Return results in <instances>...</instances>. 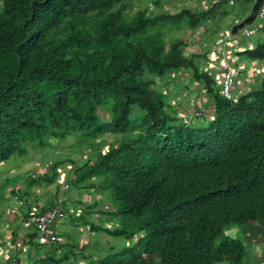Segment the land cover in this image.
I'll list each match as a JSON object with an SVG mask.
<instances>
[{
  "label": "trees",
  "instance_id": "16d2710c",
  "mask_svg": "<svg viewBox=\"0 0 264 264\" xmlns=\"http://www.w3.org/2000/svg\"><path fill=\"white\" fill-rule=\"evenodd\" d=\"M140 1L0 0V166L27 145L81 138L90 159L70 185L96 195L93 208L110 206L98 212L116 226L100 233L133 242L97 264H252L240 236L251 227L253 264H264V79L225 100L196 64L209 61L204 41L190 52L195 43L176 37L210 38L225 2L153 13L133 7ZM250 58L262 62L264 45ZM178 74L210 98L212 120L192 123L168 103ZM52 166L33 184L56 180Z\"/></svg>",
  "mask_w": 264,
  "mask_h": 264
},
{
  "label": "rangeland",
  "instance_id": "374dc122",
  "mask_svg": "<svg viewBox=\"0 0 264 264\" xmlns=\"http://www.w3.org/2000/svg\"><path fill=\"white\" fill-rule=\"evenodd\" d=\"M155 1H160L162 4L161 8L158 10L155 9L154 7ZM221 1L227 4L225 8L228 15H226V17L220 16V13L224 12V9L223 8L219 9L218 13L216 14L217 15L216 18L218 19V21L216 22L215 28L213 27L209 28V32L213 33L210 35V38L209 36L204 35L206 34L205 32L203 33L201 31L200 32L197 31L194 33H189V32H184L183 28L179 29V32L176 34V37H182L188 39L189 43L190 42L195 43L194 47L190 48L189 50L190 52H194L197 49L196 45L204 41V43L206 44L204 50L205 51L210 50V54L208 56L210 61H208L207 63L206 61H202V62L198 61L196 62V64L202 71H205V73H209L210 75H212V81H213V77L219 74V72L217 71L220 69V67L216 68L214 66H216L217 63L225 59V55L223 53H226L227 46L224 48L222 47L221 44L227 39L232 37V33H231L232 31L233 32L235 31V33H237L238 31L237 27L240 25V23H242V21L247 17V15L249 16L250 14L249 11L252 7V4H254L256 0H252V3L249 4V7L243 5V0H142L137 4L133 3V7H136L137 10H139L142 7L146 6L149 12H153V13L165 12V11L176 12L182 8L194 9L200 11V10H208L212 5ZM135 11L136 10H133L132 12L135 13ZM260 24H261L260 21L255 19L252 26L257 27L260 26ZM213 25L214 24L210 25V23L207 24L208 27ZM214 29H216L215 33H214ZM259 33L261 35V38H264L262 32ZM243 39L244 38H236L235 40L238 43H242ZM177 76H179L180 81L179 82L176 81L175 84H170L166 88V90H168L169 92V98L167 101L169 104H171V106L177 105L179 103L180 107L177 109L178 115L185 114L187 119H190V121L193 123L194 120L191 117H193L192 115L195 112V108L197 104L206 103V106L205 105L204 106L207 107V105L209 106L208 101L210 98L204 97L201 94L202 92L197 91L195 84H193V86L189 84V76L185 74H178ZM259 77L260 76H257L256 78H251L249 85L254 86V88L258 89L262 81L258 79ZM241 81H242L241 79L239 80L237 79V84L235 87L236 91L242 88L240 87ZM158 85L161 86L160 83ZM183 87L185 88L183 89ZM158 89L162 90V87L161 88L159 87ZM205 107L202 106L203 109H205ZM206 114L208 115V120L209 121L212 120L213 109L211 108L208 109L206 111ZM106 116L107 113L105 114V118ZM80 139L81 138L78 135H74L65 139L63 142L52 141V144H54V146H49L43 150H40V152L32 150L33 148H31L30 145H27L26 146L27 154L23 157V161L25 162L19 163V161L22 160V157L13 156L9 161L10 163H6L2 165L3 166L2 168L3 169L10 168L9 170L10 173L8 175H12L13 173H15V171H17L16 169H18L20 164L24 165L25 169L23 170H25L26 172H30L32 170L31 166L35 164V162L38 163H42L44 161L46 163L57 162L59 163V166L56 167L58 173H60V176L58 177L57 179L58 181L56 184L50 185L51 195H53L56 192L57 190L56 187L59 185L58 191L56 192L57 196H62L64 194H67L69 195V197H73L74 199L77 198L83 201L82 206H84L85 204H89V202H92L89 199L90 197L87 195V191L78 188L75 191L71 189V193H70L68 191L70 190V187L72 188V186H70L68 183H67L68 189L66 190V192H63L60 187L64 179H66V182L73 179L72 171L74 167L81 166L84 162L90 159L89 155L91 154V150H89L86 144ZM99 140L100 139L93 141L92 143L96 144L97 142H99ZM101 151L104 153L106 151V148L102 147ZM31 160L34 161L30 163L29 161ZM31 172L29 174H32ZM64 173H67V178L63 177ZM1 179H0V186L2 185ZM1 193H2V189L0 187V205H2L3 203V199H2L3 197H1ZM92 197L93 200L97 198V196L94 194H92ZM108 207L109 205L107 203L103 207L100 206L102 210L107 209ZM77 208L78 207L74 206V210H76ZM5 212L1 213V215H4ZM89 215L90 217L88 221H91V223L93 224H97L96 220H98V218L94 217L92 214ZM71 219L72 218H69V221L67 219L65 221L60 222L58 226L52 230L54 235H58V241L56 240L55 244L53 245L46 244L43 241L36 240L35 244H33V246L27 250L26 259L34 261L33 258L39 255V260H40L41 257L45 255L40 260L42 262L44 259H46L47 256L46 254L50 253L52 259L55 262L59 260L61 261L60 263L54 262L53 264H80V262L82 264H97L96 261L104 258L106 252H108L109 247L114 248L115 251H121L123 247L133 243V242L127 243L120 238H112L104 234H101L98 240H95L94 236L96 235L93 234L91 231H89L88 227H85L86 225L83 226L76 225L77 226L76 227L73 225V222L71 223L72 221ZM85 219H88V217H86ZM112 226L113 224H107V223L105 225L107 229H111ZM0 227L4 229L7 228V230L10 231L11 233L20 231L22 233V236H25L26 233L28 232H33L32 227L21 228L20 222L18 220L4 216H0ZM258 231H259L258 229L251 227L249 229L243 230L242 233H240V236L245 244V249L247 254L251 256L254 255L256 258L260 256V251H261ZM79 234L83 235V239H82L83 241L81 242L83 250L77 249L80 243ZM226 234L232 238L234 237L238 238L237 232L233 231V229ZM4 240L5 237L2 236L1 234L0 241H4ZM86 242L88 243L92 242L93 245L91 246V250L97 249L98 243H100L99 246H101L102 249L100 247L96 250L99 251L97 255L93 253L89 254L87 253L88 252L87 249H89V247H85ZM36 247L39 248L36 249ZM15 255L16 252L15 250H13L9 252L8 257H13ZM65 256H68L67 259L65 258ZM255 257L251 259L252 264L253 262H255L256 259ZM38 261L36 262V264H44V263H38Z\"/></svg>",
  "mask_w": 264,
  "mask_h": 264
},
{
  "label": "crops",
  "instance_id": "0c3cea01",
  "mask_svg": "<svg viewBox=\"0 0 264 264\" xmlns=\"http://www.w3.org/2000/svg\"><path fill=\"white\" fill-rule=\"evenodd\" d=\"M256 1L254 2V4L256 3ZM258 3L260 7L264 6V0H258ZM252 24L250 25L249 28H247L248 30L255 27L252 26ZM257 28L258 29L256 33L251 34V37L247 39H243L242 43H238L235 40L236 38H239L238 35L232 37V39H228L226 43L228 47L227 58H229L234 62V67L237 68V74H239L236 78V81L237 79L238 80L241 79L242 81L240 82L241 83L240 87L243 88L246 87V89H250L249 82L251 81V78H256L257 76H260L258 79L260 80L264 79V60L258 63L250 58L252 52L258 50L260 47L264 45V38H261V35L259 33L262 31L261 29H259V26H257ZM262 34L264 35L263 32ZM210 108L213 109L211 105H209L208 109ZM33 161L34 160H31L29 162L32 163ZM23 162L25 161H23L22 158V160H20L19 163H23ZM45 163H46L45 161L42 163L35 162V164L31 166L32 172L31 171L30 172L32 174L38 173L39 175H42L41 178L48 177L47 175L48 173H50V171H45L44 168L40 169ZM2 167L3 166H0V179L2 178L1 179L2 185L0 187L2 189L1 197H3L2 198L3 203L2 205H0V216L14 218L20 222L21 228L32 227L33 232H28L26 233L25 236H22V233L20 231L11 233L10 231L7 230V228L4 229L0 227V235L2 234V236L5 237L4 241H0V264H36V262L39 260V255L33 258L34 261L26 259L27 250L30 249L33 246V244H35L36 241L35 230L32 221L37 215L45 211L51 210L56 206V200L58 199V197H60L57 196L56 194L59 185L56 187L57 190L53 195H51L50 185H54L52 183H56L58 181L57 180L58 177L56 178V180H53L52 182L45 181V183L33 184L32 181L40 177L30 179V176L32 174H29L30 172H26L25 170H23L25 169L23 164H20L18 169H16L17 171H15V173H13L12 175H8L10 173L9 171L10 168L3 169ZM63 176H67V173H64ZM75 190L77 189L74 188V191ZM63 196H65L64 198L68 199V201L65 202L63 205H61V208L67 211V213L68 210H71V208H74V206L78 207L76 209L77 211L74 217L73 216L70 217L72 218L71 223L73 222L74 226L80 225L82 221L89 222L88 221L90 217L89 214H92L94 217L98 218V220H96L97 224L94 225L92 229H90V225H87L85 227H88L89 231H91L93 234L96 235L94 236L95 240H98L101 234H104V233H100L101 231L99 230V228L104 230H110L105 227L106 223L100 225V219H104V218H101L99 214V212L101 211L99 206L97 208H93L91 206L94 204L95 201L93 200L92 197L88 195L90 197L89 199L92 202H89V204H85L84 206H82L83 201L77 198L74 199L73 197H69V195L67 194L62 195L61 197ZM78 209H80V211ZM86 211L87 213H85ZM3 212H5V214L1 215V213ZM86 217H88V219H85ZM77 219H80V221ZM58 224L56 225V227L58 226ZM54 236H56L58 240V235H54ZM79 237H80V243L77 249L83 250L81 245V242L83 241L82 240L83 235L79 234ZM85 245H86L85 247H89V249H87L88 251L87 253L89 254L93 253L97 255V253L99 252L96 250H91V246L93 245L92 242L91 243L86 242ZM99 245L100 243H98V247ZM13 250H15L16 255L13 257H8L9 252ZM44 256L45 255H43L41 259ZM48 257H51V255H49ZM40 260L38 261V263H42ZM80 264L82 263L80 262Z\"/></svg>",
  "mask_w": 264,
  "mask_h": 264
},
{
  "label": "clouds",
  "instance_id": "9594fccd",
  "mask_svg": "<svg viewBox=\"0 0 264 264\" xmlns=\"http://www.w3.org/2000/svg\"><path fill=\"white\" fill-rule=\"evenodd\" d=\"M263 7V6H262ZM252 8V7H251ZM261 7H259V9H260ZM259 9H258V11H259ZM258 11L256 12V15H255V19L257 20V18H256V16H257V13H258ZM250 12V11H249ZM260 26H261V24H260ZM260 26H259V29H261L260 28ZM250 27V26H249ZM249 27H244V28H242V29H240L239 30V32L237 33V35H238V37L239 38H244V39H247V38H249V37H251V34H253V33H255L256 31H254V29L255 28H257V27H253L252 29H250V30H248L247 28H249ZM258 29V28H257ZM243 31H253L250 35H248L247 37H244V36H241V32H243ZM261 31L264 33V31L261 29ZM232 37H234V36H232ZM232 37L231 38H229V39H232ZM227 41H228V39L226 40V41H224L221 45H222V47H226L227 46ZM227 50H228V47H227V49H226V53H223L224 55H225V59H223V61H220L219 63H217V65L216 66H214V67H220V69L217 71V72H220L222 69H226V67L227 66H229V67H231V69H232V80H233V90H232V93H231V98L229 99V100H231L232 99V97H233V94L235 93V91H236V84H237V81H236V78H237V76L239 75V74H237V68H235L234 67V62L232 61V60H230L229 58H227ZM210 61V60H209ZM207 63V62H206ZM209 65V64H208ZM209 74V73H208ZM210 75V74H209ZM211 76V78H212V75H210ZM217 75H215L214 77H213V81H214V83H215V85H216V87L218 88V90H219V85H217V82L215 81V77H216ZM219 94H220V96H221V93H220V90H219ZM200 105H203V107H204V105H206V103H199ZM212 107V106H211ZM197 110V111H196ZM208 109L207 108H205V109H203L202 107L201 108H198V106H196V108H195V112H194V114L192 115L193 117H195L194 115L195 114H203L204 116H199V117H196V118H199V119H201V120H208V115L206 114V111H207ZM51 146H54V144H52ZM39 152V151H38ZM85 163V162H84ZM83 163V164H84ZM6 164V163H5ZM82 164V165H83ZM57 165L59 166V163H57ZM81 165V166H82ZM52 162H48V163H45L43 166H42V168H40V169H43L44 168V170L45 171H50V169H52ZM62 167V166H61ZM78 167H80V166H78ZM56 172H57V174H58V176L57 177H59L60 176V173H58V171H57V167H56ZM69 173V172H68ZM73 175V174H72ZM37 177H42V175H39L38 173H34V174H32L31 176H30V179H34V178H37ZM64 178H67V176H63ZM73 178H74V176H73ZM58 179V178H57ZM62 179V178H61ZM70 180V179H69ZM71 181V180H70ZM70 181H67L66 182V179H64V181H63V184H61L60 185V187H61V189H62V191L63 192H66V190L68 189V184L70 185ZM57 183V182H56ZM56 183H52V184H56ZM68 183V184H67ZM71 189H73L74 190V188L72 187H70V190L68 191V192H70L71 191ZM78 189V188H77ZM89 195V194H88ZM91 197H92V195H91ZM93 198V197H92ZM68 201V199H66V198H64V197H58V199L56 200V206L54 207V208H52V209H55V208H57V209H59L64 215H65V218H63V219H61V220H58L52 227H51V229H50V235L52 236V237H54V241L53 242H51V241H49V239H46V238H40L39 237V235H38V233H37V231H36V228H35V225H34V220L37 218V217H39V216H41V215H43L44 213H46V212H48V211H50V210H48V211H45V212H43V213H41V214H39V215H37L34 219H33V221H32V223H33V226H34V230H35V236H36V240L37 241H43V242H45L46 244H55L56 243V240H57V237L56 236H54V233L52 232V230L56 227V225L58 224V223H60V222H62V221H65V220H67V219H69L71 216H73L74 217V215H75V211L76 210H74V208H71V210H68V213H67V211H65L64 209H62L61 208V205H63L65 202H67ZM98 202V201H97ZM105 205V203H100V205H99V208H100V206H104ZM51 209V210H52ZM73 209V210H72ZM101 209V208H100ZM110 209V206L107 208V209H103V211H107V210H109ZM79 211H80V209H78ZM85 210V209H84ZM102 210V209H101ZM85 213H87V211L85 212ZM89 223L90 224H92V225H96V224H93V223H91V221H89ZM105 223H109V224H113V226H112V228L111 229H113L115 226H116V221L114 222V220H111V219H107L106 218V220H101L100 219V225H102V224H105ZM83 225H88V224H85V223H83V221L80 223V226H83ZM110 229V230H111ZM89 230V229H88ZM58 241V240H57ZM46 255H50V253H48V254H46Z\"/></svg>",
  "mask_w": 264,
  "mask_h": 264
},
{
  "label": "built area",
  "instance_id": "2783aa9c",
  "mask_svg": "<svg viewBox=\"0 0 264 264\" xmlns=\"http://www.w3.org/2000/svg\"><path fill=\"white\" fill-rule=\"evenodd\" d=\"M256 18L258 21H260V28L264 31V6L259 9ZM256 30L257 28L254 29V31ZM252 32L253 31H243L241 32V36L247 37ZM215 81L219 85V90L223 99L229 100L231 98V93L233 90L231 67L227 66L226 69H222L215 77ZM194 116L199 117L204 115L195 114ZM63 218H65V215L57 208L52 209L37 217L34 220V225L39 237L49 239V241L53 242L55 239L50 235V229L58 220H61Z\"/></svg>",
  "mask_w": 264,
  "mask_h": 264
},
{
  "label": "water",
  "instance_id": "95a60500",
  "mask_svg": "<svg viewBox=\"0 0 264 264\" xmlns=\"http://www.w3.org/2000/svg\"><path fill=\"white\" fill-rule=\"evenodd\" d=\"M259 7H260V5H259L258 0H257L256 3L251 8L249 16L245 20H243L242 23H240V25L237 27L238 28L237 33L239 32L240 29H242L244 27H249L254 22L255 15H256V12L258 11ZM231 33H232V36L237 35V33H235V31L234 32L232 31Z\"/></svg>",
  "mask_w": 264,
  "mask_h": 264
}]
</instances>
